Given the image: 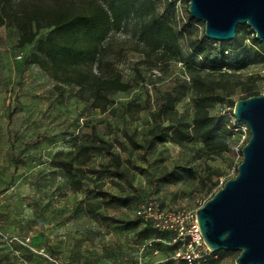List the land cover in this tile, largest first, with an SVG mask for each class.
<instances>
[{
  "label": "rangeland",
  "instance_id": "obj_1",
  "mask_svg": "<svg viewBox=\"0 0 264 264\" xmlns=\"http://www.w3.org/2000/svg\"><path fill=\"white\" fill-rule=\"evenodd\" d=\"M157 7L178 27H188V39L205 35L204 22H191L189 0H157ZM49 32L42 30L37 41ZM18 40L16 28L0 29V232L31 242L26 246L0 237V264H187L175 256L183 250L176 234L159 231L137 211L155 201L165 214L188 212L237 175L250 130L233 118L234 106L252 85L264 93V60L244 69L234 64L229 78H208L222 97L210 114L226 129L230 150L199 158L193 149L200 142L182 148L149 135L156 126L153 114L175 79L183 96L177 114L164 118L193 123L184 63L172 60L152 69L135 43L125 42L118 69L133 88L117 93L103 112L80 99L75 85L57 90V83L29 62L37 41L20 47ZM229 42L238 52L264 47L247 25L238 26ZM183 54L190 60L186 45ZM195 59L200 62L201 56ZM85 148L89 160L80 166ZM238 255L223 250L193 264H236Z\"/></svg>",
  "mask_w": 264,
  "mask_h": 264
},
{
  "label": "trees",
  "instance_id": "obj_2",
  "mask_svg": "<svg viewBox=\"0 0 264 264\" xmlns=\"http://www.w3.org/2000/svg\"><path fill=\"white\" fill-rule=\"evenodd\" d=\"M5 26L19 31L20 47L37 41L42 30H50L36 42L29 62L48 74L57 83V90L75 85L80 99H89L94 109L103 112L114 104L117 93L133 88L118 69V62L125 55V42L132 40L136 52L144 55L152 69L172 60L184 63L191 78L193 123L164 118L166 114H177L176 106L183 96L175 79L153 114L156 126L149 135L152 141H171L182 148L200 142L202 146L193 149L199 158H212L230 150L226 129L210 114V107L221 102L222 97L217 88L210 87L208 78L214 74L229 78L234 64L244 69L264 60V47L262 52H238L235 42L213 48L211 45L216 42L205 35L195 41L188 39V27H178L160 13L157 0H0V29ZM184 45L190 49V60L184 58ZM196 55L201 56L200 62ZM244 92L243 99L260 95L255 85ZM85 153V158L78 161L80 166L89 160L88 148Z\"/></svg>",
  "mask_w": 264,
  "mask_h": 264
},
{
  "label": "water",
  "instance_id": "obj_3",
  "mask_svg": "<svg viewBox=\"0 0 264 264\" xmlns=\"http://www.w3.org/2000/svg\"><path fill=\"white\" fill-rule=\"evenodd\" d=\"M188 12L210 41H232L247 25L264 45V0H189ZM233 115L250 139L237 175L197 209V220L211 253L237 251L236 264H264V93L237 101Z\"/></svg>",
  "mask_w": 264,
  "mask_h": 264
},
{
  "label": "built area",
  "instance_id": "obj_4",
  "mask_svg": "<svg viewBox=\"0 0 264 264\" xmlns=\"http://www.w3.org/2000/svg\"><path fill=\"white\" fill-rule=\"evenodd\" d=\"M246 130L249 131V128L246 127ZM198 208L188 212L173 210L165 214L160 211L157 202L151 201L137 211V217L146 223L152 222L154 227L159 231L167 230L174 232L176 234L175 241H180L183 245V250L176 253V258L183 260L187 264H193L197 260L205 259L212 254L201 234L197 220ZM0 237L9 242L16 241L26 246L31 242L30 238L24 237L19 239L2 232H0Z\"/></svg>",
  "mask_w": 264,
  "mask_h": 264
}]
</instances>
